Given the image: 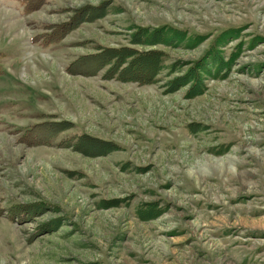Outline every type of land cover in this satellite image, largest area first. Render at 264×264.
Returning <instances> with one entry per match:
<instances>
[{
    "label": "rangeland",
    "instance_id": "obj_1",
    "mask_svg": "<svg viewBox=\"0 0 264 264\" xmlns=\"http://www.w3.org/2000/svg\"><path fill=\"white\" fill-rule=\"evenodd\" d=\"M122 47L156 83L66 70ZM0 264H264V0H0Z\"/></svg>",
    "mask_w": 264,
    "mask_h": 264
},
{
    "label": "trees",
    "instance_id": "obj_2",
    "mask_svg": "<svg viewBox=\"0 0 264 264\" xmlns=\"http://www.w3.org/2000/svg\"><path fill=\"white\" fill-rule=\"evenodd\" d=\"M15 1H17L21 5L24 14L31 13L32 11L37 10L39 7L45 4V0H15ZM97 9L98 7H91V10L94 12L87 14L88 17L95 18ZM84 10L85 8L80 9L78 11V15L72 17L67 22L59 23L58 25H54L53 27L52 26L47 27L46 30L50 29V31L40 35L41 37H45V41L43 42V44L59 42L64 36V34L67 33L68 30H71L74 26H77L78 23L84 20V18L86 17V15L82 13V11ZM81 15H85V17L83 16L81 19L80 17ZM172 33L173 32H171L169 29L164 30L162 32V35H160L161 38H164V41L162 42L167 43L168 40L166 41V39H168V36L172 35ZM231 33H237V31L234 30ZM230 36L231 35L229 34L228 37ZM160 56L161 53L158 51L142 52L125 47H122L121 49L105 48V50L98 51L95 54L78 56L68 64L66 70L70 75L91 76V75H95L97 71L100 70L101 68L107 67V65H109L102 75V78L104 79L105 78L115 79L121 82L131 81L137 83L138 85H150L157 82L155 76L158 70H160L159 67L161 61ZM155 59H157V61ZM87 64H89V67H87L88 66ZM191 73H192L191 70L188 71V73L186 74L187 77L190 76ZM185 81H187L186 76L177 78L171 84L170 88L173 91L177 87L184 84ZM198 84H199V80H197V76H196L195 80L192 81V86H198ZM188 94H196V93L188 92ZM40 125H42V129H44L45 132L46 131L52 132L53 130H55L52 128V125H54L52 123L40 124ZM32 127L29 130H32ZM37 127H39V125H37ZM36 129L37 128H35L34 132H36ZM42 137L44 136L42 135ZM42 137H40V135H36V139L33 140L31 139L33 138L32 136L27 138V136L23 135L21 137V141L25 140V142H23L24 144L28 146L30 145L33 146L35 145L34 144L35 142H38L37 139ZM50 138H51L50 136L47 137L48 140H50ZM42 142L44 141L43 140L40 141V143ZM74 150H77V147H75Z\"/></svg>",
    "mask_w": 264,
    "mask_h": 264
}]
</instances>
